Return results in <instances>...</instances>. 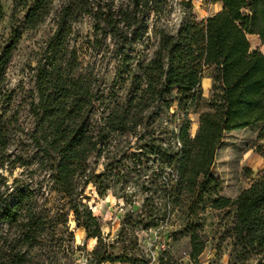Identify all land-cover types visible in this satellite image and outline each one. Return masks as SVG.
<instances>
[{"label":"trees","instance_id":"16d2710c","mask_svg":"<svg viewBox=\"0 0 264 264\" xmlns=\"http://www.w3.org/2000/svg\"><path fill=\"white\" fill-rule=\"evenodd\" d=\"M207 1L219 2L221 9L202 19L187 16L173 33L154 25L156 44L145 57L137 46L144 41L151 16H160L162 0H18L20 25L0 46V169L15 123L6 115L7 97L1 90L6 65L22 32L52 15L51 32L38 46L32 68L35 99L28 106L32 128L27 139L58 181L55 191L75 227L86 238H97L93 264L148 262L107 251L97 219L77 188L78 183L84 187L92 182L89 157L108 161L111 143L124 133L134 138L137 150L157 157L159 168L170 166L174 172L172 178L161 177L160 193L180 212L190 261L204 248L197 223L190 229L191 222L205 209L233 208L229 239L234 261L244 264L253 256V264H264V171H256L234 197L218 194L219 180L212 171L226 133L256 126V138L264 137V53L251 49L247 40L255 34L264 47V0ZM82 18L90 23V35L76 44L73 25ZM102 44L115 63L112 83L123 85V94L111 99L104 98L85 60L87 50L98 53ZM205 70L210 94L190 138L187 117L196 110ZM172 106L170 121L176 126L169 132L162 118ZM255 151L264 156V150ZM7 195L0 192V221L7 227L17 225L30 240L29 229L38 216L29 192ZM148 201L146 197L136 213L149 220L144 229L154 225V207ZM22 256L11 258L19 262Z\"/></svg>","mask_w":264,"mask_h":264},{"label":"rangeland","instance_id":"374dc122","mask_svg":"<svg viewBox=\"0 0 264 264\" xmlns=\"http://www.w3.org/2000/svg\"><path fill=\"white\" fill-rule=\"evenodd\" d=\"M207 5L193 0H162L160 16L156 20L154 15L151 16L144 41L137 48L148 57L156 44V37L152 34L154 25L163 26L173 33L187 16L202 19L199 16L204 14V6ZM20 21L18 0H0V46L11 29L19 27ZM52 24L50 15L36 28L23 31L4 71L1 89L7 97L4 107L6 115H11L15 123L11 127L8 157L0 169V192L3 196L17 190L29 192L38 220L29 229L31 237L27 238L30 240L22 237L21 228L17 225L7 227L0 221V264H93L91 253L98 244L96 237L86 238L84 232L75 227L73 217L67 214L55 191L58 181L46 163L34 153L27 139V132L32 128L28 106L35 99L32 68L37 48L50 34ZM73 30L75 43H82L84 37L90 35V23L82 18L73 25ZM247 40L251 48L256 47L264 53V47L253 37L247 35ZM107 43L108 40L105 41ZM86 54L88 69L92 71L104 98L121 96L122 82L112 83L115 63L109 47L102 44L98 53L87 50ZM210 85L209 70H205L196 110L189 112L187 117L190 138L196 132L199 113L206 110ZM173 109L174 106L162 118L169 132L176 126L170 121ZM256 132L255 126L224 136L212 165L213 174L220 184L219 195L234 197L255 177L256 171H264V156L255 151V148L264 150V137L257 139ZM111 144L108 161L95 154L89 157L92 182L84 187L77 184L83 202L97 219L101 241L107 246V251L115 256L148 260L146 264H236L229 239L233 208L205 209L196 221L191 222L190 229L197 223L196 231L204 241V248L195 262L190 261L187 258L188 235L179 228L182 222L180 212L160 193L161 177L174 176L170 166L159 168L157 157L137 150L129 133H124ZM14 157L17 163L12 162ZM146 197H149L148 206L154 207L151 215L154 225L144 229L145 221L149 220L136 213ZM14 254L16 257L23 255L19 262L16 257L11 258ZM253 258L249 257L244 264H253ZM118 263L121 262L101 264Z\"/></svg>","mask_w":264,"mask_h":264},{"label":"crops","instance_id":"0c3cea01","mask_svg":"<svg viewBox=\"0 0 264 264\" xmlns=\"http://www.w3.org/2000/svg\"><path fill=\"white\" fill-rule=\"evenodd\" d=\"M205 9H204V14H201L199 17L200 18H205L207 16H210L216 12H218L220 9H221V4L219 2H216V3H209L207 6H204ZM249 36L253 37V40L255 42H258L260 44V40H259V37L255 34H250ZM261 45V44H260ZM251 48V47H250ZM251 49H256V47H252ZM248 128V127H246ZM242 129H245V128H242ZM241 130V129H239ZM234 131H237V130H233V131H230L228 133H226L225 135H229L230 133L234 132ZM224 139V138H223ZM118 264H128V263H118Z\"/></svg>","mask_w":264,"mask_h":264},{"label":"built area","instance_id":"2783aa9c","mask_svg":"<svg viewBox=\"0 0 264 264\" xmlns=\"http://www.w3.org/2000/svg\"><path fill=\"white\" fill-rule=\"evenodd\" d=\"M195 3H199V4H209V2L207 0H193Z\"/></svg>","mask_w":264,"mask_h":264}]
</instances>
